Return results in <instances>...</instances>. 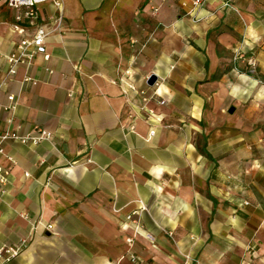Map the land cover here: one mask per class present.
Returning <instances> with one entry per match:
<instances>
[{"label":"crops","instance_id":"0c3cea01","mask_svg":"<svg viewBox=\"0 0 264 264\" xmlns=\"http://www.w3.org/2000/svg\"><path fill=\"white\" fill-rule=\"evenodd\" d=\"M225 2L64 0L20 34L0 0V133L53 134L3 142L0 264H264V0ZM38 26L49 57L9 62Z\"/></svg>","mask_w":264,"mask_h":264},{"label":"built area","instance_id":"2783aa9c","mask_svg":"<svg viewBox=\"0 0 264 264\" xmlns=\"http://www.w3.org/2000/svg\"><path fill=\"white\" fill-rule=\"evenodd\" d=\"M179 5L184 10V12L192 17H196L197 11L205 6L209 0H178ZM8 6L17 8L19 11L15 15L13 20L14 28L23 34L26 28L25 22L27 20L33 21L38 20L40 15V8L43 5L50 4L56 10L57 13L52 15L50 18L56 23H60L63 20L62 9L64 6V0H6ZM225 5L228 7H233L230 0H226ZM135 42V40L133 41ZM145 45H142L144 47ZM42 53L46 58L49 57L47 54L46 46V32L41 26H38L35 33L31 36H23L16 46V50L7 56L9 62L12 63H31L35 54ZM249 63L254 65V60H250ZM15 68L12 67L10 72L15 73ZM2 85L0 84V90ZM132 88H134L132 86ZM162 103L164 101H161ZM53 134L51 131L43 128H37L34 132L29 134H21L17 131L7 130L0 133V152H3V142L6 140H15L21 143H32L37 144L43 140H50ZM12 159V158H10ZM11 167H3L0 165V184L4 185L7 181V176L10 173ZM4 188H1L0 193H4ZM127 218H130L128 216ZM148 238H151L147 234ZM26 244L24 242L13 245V246H2L0 247V260L1 262H8L16 258L23 247ZM132 260L136 259V255H131Z\"/></svg>","mask_w":264,"mask_h":264},{"label":"water","instance_id":"95a60500","mask_svg":"<svg viewBox=\"0 0 264 264\" xmlns=\"http://www.w3.org/2000/svg\"><path fill=\"white\" fill-rule=\"evenodd\" d=\"M157 81V76L155 74H151L147 80L149 85L155 84Z\"/></svg>","mask_w":264,"mask_h":264}]
</instances>
